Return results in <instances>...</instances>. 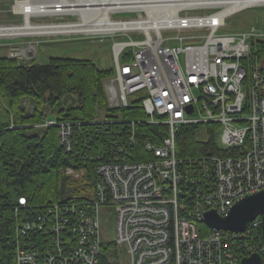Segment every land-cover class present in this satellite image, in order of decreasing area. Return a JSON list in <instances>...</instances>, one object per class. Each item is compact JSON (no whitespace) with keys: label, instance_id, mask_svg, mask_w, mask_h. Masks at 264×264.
Here are the masks:
<instances>
[{"label":"built area","instance_id":"2783aa9c","mask_svg":"<svg viewBox=\"0 0 264 264\" xmlns=\"http://www.w3.org/2000/svg\"><path fill=\"white\" fill-rule=\"evenodd\" d=\"M224 6L226 3L215 1L195 2L179 12L176 23L163 29L172 32L175 39L183 36L179 40L174 39L180 43L179 46H170V37L158 35L157 41L150 43L140 29L135 32V27L117 31V35L129 37L136 33L143 36V40L132 43V51L122 50L131 60L129 63L120 62L116 57L114 69L119 75L117 80L107 82L109 101L120 108H132L131 97L139 91L145 97L143 108L150 115L148 122L170 124L173 128L169 137H163L160 143L147 142L146 146L143 145V153L149 152L148 155L152 156L148 160L118 158L103 165L99 162L100 172L96 178L97 185L94 179L92 201L54 205L46 212L25 220L19 228L29 237L31 250L24 247L20 239L17 244L18 264H59L52 256L54 248L63 249L66 246V249H71L77 241L74 263L71 256L66 257V264H99L98 257L104 245L100 235L101 207L115 209L118 244L126 246L128 264H242L241 259L248 257L251 251L264 253L262 236H259L260 242H256V230L252 232L251 229L259 228L262 218L249 223L244 232H229L225 236L219 231L203 236L195 223L205 208L216 210L218 206L221 210H217L223 214L231 209L232 202L238 197L264 189V68L258 65V54L251 52V41L263 39L264 32L251 28L225 34L220 30L223 24L214 20L221 11L202 16L188 14L185 19L179 17L180 13L189 10ZM141 8L125 9L134 11L136 15L121 21L141 22ZM142 9L147 16L145 8ZM191 29H206L207 32L201 33V37L193 36L194 32L182 35L185 34L182 30ZM121 44L124 43L116 42L114 46ZM200 53L204 66L201 61L197 65L189 61L191 55ZM154 54L161 55L162 60L158 61ZM174 66L177 70L173 69ZM188 72L195 75L186 79ZM257 78L260 83H257ZM229 80L234 86L228 85ZM180 86H183L181 90L178 89ZM222 96L230 99L221 101L219 98ZM189 104H192L190 112L187 111ZM244 113L247 116H243ZM185 116L197 124L217 118L224 122V126L227 124L230 127L231 135H222L224 147L218 148V152L192 156L199 172L180 171L177 159L171 154L177 149L175 133L181 125H186ZM118 120L114 116L107 120L96 117L91 122L75 121L85 128L76 143L80 146L83 134L89 135L91 140H99V137L114 140L118 136L120 141L111 142L116 149L112 150L109 146L105 151L115 153L119 150L120 155H136L133 152L136 140L131 136L140 122L135 119L124 127L114 126ZM48 123L56 124L57 120ZM112 126L114 130H110ZM115 131L117 135L113 136ZM230 150L233 155L224 153ZM95 157L99 160V154ZM207 162L211 166L205 165ZM69 171L74 173L73 169ZM183 198L187 203L180 201ZM24 201L22 204L26 205ZM68 222L73 224L68 225V229H62L68 236L63 231L58 233L62 236H57L61 223ZM44 234L53 238L52 249H49L51 242H47ZM63 236V242L56 246L58 238Z\"/></svg>","mask_w":264,"mask_h":264},{"label":"trees","instance_id":"16d2710c","mask_svg":"<svg viewBox=\"0 0 264 264\" xmlns=\"http://www.w3.org/2000/svg\"><path fill=\"white\" fill-rule=\"evenodd\" d=\"M259 51H264V45L259 47ZM109 70L90 59L56 57L46 64H27L20 63L15 57L0 56V264H18L19 227L33 216L23 218L30 206L37 208L51 202L74 203L84 199L81 193L75 191L76 185H66L61 176V169L71 165L73 160L59 145L58 128L48 126L37 129L36 125L48 118L91 122L102 107L106 109L107 117L125 115L136 121L146 118L142 110L139 113L129 108L112 110L106 105L104 80L110 75ZM69 93L78 96L79 101L67 108L64 101L68 100ZM27 99L33 101V109L25 105ZM51 109L56 114L48 115ZM136 126L137 135L155 144L160 143L168 133L167 127L160 124L138 123ZM198 129L197 126H187L177 132L176 145L180 156L201 157L219 151L215 146V135L209 141L200 142ZM88 136L83 134L79 146L84 157H94V152H98V147L104 146V142L115 150L116 145H111V142L114 144L121 140L118 136L114 140L99 137L100 144L95 146ZM142 142H136L140 151L144 150ZM138 158L147 159V156ZM21 196L27 198L28 205L20 204ZM19 207L23 211L17 213ZM109 247L103 248L99 264H113L103 254Z\"/></svg>","mask_w":264,"mask_h":264},{"label":"rangeland","instance_id":"374dc122","mask_svg":"<svg viewBox=\"0 0 264 264\" xmlns=\"http://www.w3.org/2000/svg\"><path fill=\"white\" fill-rule=\"evenodd\" d=\"M16 4V0H0V25H4V26H9L11 27V25L16 26V25H21L24 22V15L16 13L14 10V6ZM220 9V8H218ZM218 9H207V10H201V9H196L198 10L196 13H207V12H213V11H218ZM196 10H192L193 12ZM133 12V13H131ZM194 12V14H196ZM136 14L134 13V11H130L129 10H125V9H119V12L114 13L112 16L115 19H120V18H128L131 19L133 16H135ZM33 20H35V22L37 23H66V22H76L79 20V15H74L71 13H65V14H55L54 16H50V15H43L41 17L39 16H35L33 17ZM226 26L224 28V31L226 33H231V32H244L247 30H250L251 27H256V31H263L264 32V6L261 7H250V8H246V6H244L243 9H241L240 11H238L237 13L233 14L232 16H229V18L226 20ZM165 37H171L174 36L171 33L165 32L164 33ZM114 37V38H113ZM141 38H143V36H141ZM121 39H128L127 36H121L119 37L118 35H113V34H81V33H77V34H56L54 35H22V36H12V37H7V36H3L0 38V56L2 55H7V56H11L16 57L18 59V61L20 63H43L46 64V62H48L51 58H56V57H61V58H74V59H85V60H92L93 62H96V64L99 67H109L111 65L115 64V57H114V50H113V44L116 41H121ZM179 42L175 41L173 46H179ZM252 47H257L258 49L255 52L256 54H258L259 56V62L260 64L258 65H264V51L260 52L259 51V47L264 45V38L263 39H259V40H252L251 41ZM104 82L106 83V81L104 80ZM105 94H107L106 92V86H105ZM107 96V104L110 102L108 101V97L109 94L106 95ZM136 96V95H135ZM64 101V100H63ZM79 101V97L76 96L73 93H69L68 96V100L64 101V106H66L67 108L69 107V105H77ZM25 105H27L29 108L33 109L34 103L32 100L27 99L25 100ZM105 108L102 107L101 110H99L98 116L100 114H102V112H104V117L106 115L105 113ZM56 111H53L52 109L48 111V115H52V114H56ZM101 112V113H100ZM110 114V113H109ZM51 117V116H49ZM54 117V116H52ZM50 120H54L53 118H48L44 123H38L36 125V128H44L47 127L49 124L52 123H48V121ZM64 121H68V120H64ZM72 121H76L79 122L77 120H72ZM56 122V121H55ZM58 123H56L55 125L52 124L53 126H55L56 128L59 126V123L63 122V120H57ZM218 125H215L214 127L210 128L209 126V131L207 130H203V128L201 127L200 129H198L197 134H198V138L200 140H208L209 136L213 137L215 135V143L218 144V146L220 148L224 147V143H222V133L219 132H215V128ZM57 138L60 140L62 139L61 135L57 134ZM74 151L70 150L69 147L68 148H64V150H66V152H68V154H70L71 159L73 160L71 165H66L65 167H63L61 169V176L64 178V183L66 185H69V183H71L72 185L75 184V191H78L79 193H81L82 197L86 196V195H94V187H95V182L97 185V175L100 172L99 171V165L98 163L100 162V160H98L97 158L91 157L92 155H87L84 157L82 151L79 149V146L77 145V141L79 142L80 139H78V135L74 136ZM144 149V148H143ZM145 150H141L137 147L134 146L133 148V152L134 154H140V156H147L149 154L147 153H143ZM208 151V148H207ZM106 152V151H105ZM107 153V152H106ZM214 153V152H213ZM226 155L231 154L233 155V151L230 150V152H224ZM109 156L114 155L115 153L109 152L107 153ZM225 154L223 156H225ZM237 154V153H235ZM180 156V155H179ZM184 156V155H181ZM195 156V155H192ZM152 158L151 155L147 156V160ZM98 162V163H97ZM207 166H211V164L209 162H207V164H205ZM98 168V169H97ZM69 169H73L74 173H71L69 171ZM96 176V177H95ZM94 179L96 180L94 182ZM94 189V190H93ZM93 190V191H92ZM208 190V189H206ZM264 190V189H261ZM259 190V191H261ZM258 191V192H259ZM257 193V192H255ZM250 194H254V193H250ZM246 196H248V194L242 195L240 197H238L237 199H235L232 202V206L240 199L245 198ZM22 197V196H21ZM86 197H84L85 199ZM84 199H80V200H76L77 203L80 204H85L84 203ZM180 201L182 203H187V200L185 198L180 199ZM21 202V200H20ZM51 202L50 204H45L46 210L48 208H50L52 206ZM55 203V202H54ZM53 205H68L66 202L64 203H55ZM22 204V203H21ZM231 206V207H232ZM230 207V208H231ZM217 209L221 210L218 206H216ZM215 210L212 207H208L204 209L203 215H201V217L199 219H197V221L195 223H197V227L199 229V232H202L203 236H211L215 233H217V231H219L220 233H222L224 236L225 234H228L229 232L232 233H238L235 231H231V230H224V229H216V228H211L207 223H205V221H203L204 219V215L207 211L210 210ZM26 209H24L25 211ZM207 210V211H206ZM231 210V209H230ZM229 210V211H230ZM22 208H17V213L22 212ZM184 211V210H183ZM229 211H227L226 213L221 214L219 211L218 213L222 216H226ZM46 212V211H44ZM24 214V213H23ZM29 212L26 213V215L24 216H28ZM100 223H101V227H100V235L102 236V238L104 239V245L101 246L103 248H108L109 244H111V247H109V249L104 250V255L106 258H108V260L110 262H112L113 264H128L129 263V257L127 254V248L126 246L122 244H118V236H117V214L115 213V209L114 207H101L100 208ZM22 216V215H21ZM61 216V215H59ZM63 217V216H62ZM259 218H262V216H258L255 220H253L252 222H250V224H252L253 222L257 221ZM52 220V219H51ZM75 220H77L76 215H75ZM51 222V221H49ZM23 224V222H22ZM263 225V218L261 219V223ZM196 225V224H195ZM249 226V225H248ZM247 226V228H248ZM55 227L58 228V224L55 225ZM246 228V229H247ZM245 229V231H246ZM252 232H254V230H256V236L257 238L255 239L256 242H260L259 240V236L261 235L262 238L261 240L264 239V230L259 229V228H251ZM63 230L60 228L57 229V236H62L63 234H65V236H68V233H66V231L64 230L63 234H58L59 232H62ZM224 232V233H223ZM54 234V233H53ZM223 235L221 237H223ZM19 236L20 239L22 241V245L24 247H30L31 244L30 243V239L27 235L23 234L21 231L19 232ZM47 242L50 240V242H53V238L50 235H43ZM56 236V237H57ZM202 237V236H201ZM37 239H40L39 237H37ZM64 236L59 237L56 246H60V243L63 242ZM78 243L79 241H77V245L71 247V249H60L55 247V252H52V256H55L56 259L58 260L59 264H66V257H71L73 256V254L76 255L77 251L76 248L78 247ZM116 245V246H114ZM49 249H52V245L50 246ZM31 250V247H30ZM103 250V249H102ZM46 251V250H45ZM16 258H17V254L19 252V250H16ZM63 252V253H62ZM254 253H259L261 254V256L263 257V253L257 252V251H251L250 254H248V257H251L252 254ZM248 257H244V258H248ZM75 256L71 257V259H73V263H74V259ZM99 258V257H98ZM243 258V259H244ZM241 259V260H243ZM99 262H100V258H99ZM242 263V261H241ZM243 264V263H242Z\"/></svg>","mask_w":264,"mask_h":264},{"label":"bare ground","instance_id":"6f19581e","mask_svg":"<svg viewBox=\"0 0 264 264\" xmlns=\"http://www.w3.org/2000/svg\"><path fill=\"white\" fill-rule=\"evenodd\" d=\"M208 1L226 3V6H224V8L219 7L220 9H218V11H221V12H219L218 15H216L214 17L215 21L223 24V26L221 27L220 30L222 32H224L225 34H228L224 31V28L227 24L226 20L229 18V16H232L233 14L237 13L238 11L243 9L244 6H246L247 8L264 6V0H226V1H224V0H16L14 10L16 13L24 15V22L21 25H16V26L11 25V27L0 25V38L3 36H7V37L22 36V35L33 36V35H44V34L55 36L56 34H65L66 35V34H77V33H81V34H85V35H88V34H96V35L113 34V35H117L116 34L117 31H120L123 29H129L131 27H135V32L137 31V29H140L141 30L140 33L143 36H146L147 38H149L150 43H154L158 39L157 35L165 37L164 36L165 32L173 34L172 32L167 31V30L163 31V29L164 28L168 29L167 25H169V24L174 25L176 23L179 12H181L182 10H185L186 7L187 8L190 7L195 2L198 4H201V3H206ZM208 6L210 7L211 5L209 4ZM141 7L145 8V10L147 12V16L144 15V10ZM130 8H134V9L141 8L140 9V15L143 16V20L141 22L125 23V22H122L121 20H128V18L122 17L118 20L112 16L114 13L119 12V9H130ZM198 10H196L194 12L196 13ZM218 11L207 12L205 14L206 15L207 14H214ZM194 12L192 10L185 11V12L180 13L179 17H180V19H185V18H188L189 15H196V14H198V16L199 15L200 16L205 15V14L199 13V12L194 14ZM65 13H71L74 15L77 14V15H79V20L76 22H66V23H37V22H35V20H33V17H35V16H39V17H41L43 15L54 16L55 14H65ZM210 22H212V21L210 20ZM251 28H256V27H251ZM182 32L185 33L182 35H188L190 32H194L195 34L193 36L201 37L202 36L201 33H203V32L205 33L207 31H206V29H203V30H198V29L192 30L191 29V30H186V31L182 30ZM232 33L234 34L236 32H232ZM237 33H240V32H237ZM118 36L121 37V36H127V35L121 34ZM127 37H128V39H121V41H116L117 43H124V44H121V45L115 47L114 46V44L116 43L115 42L113 44V50H114L115 59L117 57L120 62L125 61V62L129 63L131 60L127 59L128 56L124 55L122 50L125 49L127 51H132L134 46L133 45L131 46V44L135 43V41H141V40H143V38H141V36L137 35L136 33L131 34L130 37L129 36H127ZM182 37L183 36H177V38L175 39L174 37L171 36L169 38V40H170L169 45L173 46L175 43V40H179V38H182ZM126 43H129V44L126 45ZM257 49H258L257 47H252L251 52L256 51ZM119 53L122 54V56ZM201 55H202V53H200L198 55H191L189 57L190 58L189 61L194 65H197L198 62L201 61L202 65L204 66L203 58H201ZM153 56H155L158 61L162 60L161 55H159V54H154ZM232 63L235 64L236 62H232ZM258 64H260V63H258ZM114 66H115V64L111 65L109 67H104V66L102 67L104 69H106V68L110 69L109 72H111L110 75L105 78L106 83L105 82L104 83L106 86V92H107V82H111L113 79L117 80V78H118L117 76L119 75V72L114 69ZM261 67L264 68V65L263 66L261 65ZM173 69L177 70V68L175 66L173 67ZM194 75H195V73L188 72L185 75V77H186V79H190ZM257 83H260V80L258 78H257ZM228 85L232 87V86H234V83L229 80ZM182 88H183V86L178 87L179 90H181ZM185 90H189V89L187 87H185ZM245 94H247V93H245ZM133 95L134 96L131 97V101L134 104V107L129 108V109H134L135 110L134 112H138V113L141 110L144 111L146 118L138 119L137 121H139L140 123L151 124L148 122L150 119V115L147 114L143 108V101L145 100V97L139 91H135L133 93ZM129 96H131V94H129ZM229 99H230V97H226V96H222L219 98V100H221V101H227ZM108 101H109V97H108ZM262 102L264 103V99L262 100ZM108 106L112 110L113 109H117V110H123L124 109V108H120V106H118V105L112 104L111 101L108 103ZM116 107H119V108H116ZM191 107H192V104H189V106L187 107V111L190 112ZM243 116H247V114L244 113ZM116 117L119 118V120L114 124V126L124 127V125L126 123L132 122V118L127 117L125 115H123L122 117H118V116H116ZM98 118H100L101 120H103V119L107 120L111 117H107L106 115L104 117V112H102V114H100ZM185 120H186V125H181L180 128L187 127V126H189V127L190 126H195V127L197 126V127H199V129L202 127L203 130L209 131V126L214 127L215 125H218L214 130L216 133L220 131V133H222V135L223 134H226L227 136L231 135L230 127L227 124H225V126H224V122L222 123L217 118H212V120L206 121L205 123H202V124L195 123L188 116H185ZM152 125H155V124H152ZM48 126L55 127L52 124H49ZM114 126H112L110 128V130H114ZM163 126L167 127L168 133L166 134V136L169 137L170 130L173 127H171L170 124H168V125L163 124ZM57 128H58V134L64 136L66 139H68L67 142H65L64 139H60L59 145L63 146L64 148L69 147L70 150L74 151L75 145H74V139L73 138H74V136L80 135L81 133L85 132V128L82 125L77 124L72 120L63 121V122L59 123V126ZM180 128L178 129V131L180 130ZM177 132L175 133V135L177 134ZM162 133H164V131H162ZM137 134H138V132L136 130V131H133V135L131 136V137L135 138L136 142L141 140V141H143L142 143L145 146L147 145V142H152L150 140L146 141L145 139H143V137H140ZM176 137H177V135H176ZM139 138H140V140H139ZM198 140L200 142H202V140H200L199 138H198ZM209 140H210V136H209L208 140H205V142L209 141ZM91 141H92L93 145H95V146H99V144H100L99 140L93 139ZM104 143H105L104 146H101V148L98 147V152H96V151L94 152V156L99 154L100 164H102V165L111 161V160H115L118 158L135 161L140 156V154H138V153L136 155H131L128 153H126V155H122V154L120 155L119 150L116 151L114 155L109 156L105 152L106 148H108L109 145L106 142H104ZM215 146H216V148H220L218 146V144H216V143H215ZM171 154L173 156H175V158L177 159L178 167H179L180 171L187 172V173H192L193 171H196V172L200 171V170H198V168L193 163L195 158H193V157L191 158L190 156H187V155L179 156L177 149L171 151ZM196 157H199V156H196ZM182 158H184L186 160H184ZM184 175H187V174H184ZM84 197H86L83 200L84 202L85 201L89 202V201L93 200V195H91V196L86 195ZM24 199L27 202L26 197L22 196L19 198V202L21 200L20 204L25 202ZM28 203H29V201H28ZM28 203H26V204L28 205ZM21 205H23V204H21ZM30 207H31L30 210L28 209L29 210L28 216L39 215L42 212L48 210V209L46 210L45 205L37 207V208H34L33 206H30ZM188 213H190V212H188ZM192 218H193V215H192ZM58 220L62 221L63 218H58ZM70 220L72 221L73 218L71 217ZM72 224H73L72 222H68V224H65V223L62 224L61 223L60 228L61 229H64V228L68 229V225H72ZM259 229L264 230V225H260ZM200 234L202 235L203 233L200 232ZM262 248L264 251V239L262 242Z\"/></svg>","mask_w":264,"mask_h":264},{"label":"water","instance_id":"95a60500","mask_svg":"<svg viewBox=\"0 0 264 264\" xmlns=\"http://www.w3.org/2000/svg\"><path fill=\"white\" fill-rule=\"evenodd\" d=\"M262 216L264 225V190L254 194H248L245 198L238 200L226 216L218 211L210 210L204 215L203 221L211 228L244 232L250 222L258 216ZM243 264H264L262 256L254 253L251 257L244 258Z\"/></svg>","mask_w":264,"mask_h":264},{"label":"flooded vegetation","instance_id":"af4514ba","mask_svg":"<svg viewBox=\"0 0 264 264\" xmlns=\"http://www.w3.org/2000/svg\"><path fill=\"white\" fill-rule=\"evenodd\" d=\"M262 260H263V262H264V255H263V257H262Z\"/></svg>","mask_w":264,"mask_h":264}]
</instances>
